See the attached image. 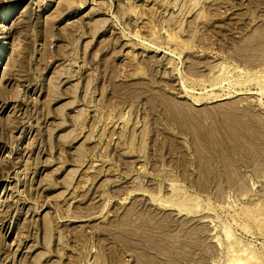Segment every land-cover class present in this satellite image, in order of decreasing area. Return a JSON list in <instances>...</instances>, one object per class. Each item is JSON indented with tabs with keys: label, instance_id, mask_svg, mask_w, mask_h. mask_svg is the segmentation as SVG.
Segmentation results:
<instances>
[{
	"label": "rangeland",
	"instance_id": "obj_1",
	"mask_svg": "<svg viewBox=\"0 0 264 264\" xmlns=\"http://www.w3.org/2000/svg\"><path fill=\"white\" fill-rule=\"evenodd\" d=\"M0 93V264H264V0H0Z\"/></svg>",
	"mask_w": 264,
	"mask_h": 264
},
{
	"label": "bare ground",
	"instance_id": "obj_2",
	"mask_svg": "<svg viewBox=\"0 0 264 264\" xmlns=\"http://www.w3.org/2000/svg\"><path fill=\"white\" fill-rule=\"evenodd\" d=\"M1 90H2V89H1ZM4 91H5V90H4ZM188 91H189V90H188ZM0 94H1V93H0ZM3 94H4V93H3ZM1 95H2V94H1ZM1 95H0V96H1ZM5 95H6V94H5ZM5 95H4V96H5ZM2 96H3V95H2ZM4 96H3V97H4ZM9 99H10V97H8V96L5 97V101H7V100H9ZM3 101H4V99H3ZM7 102H8V101H7ZM236 264H238V263H236Z\"/></svg>",
	"mask_w": 264,
	"mask_h": 264
}]
</instances>
